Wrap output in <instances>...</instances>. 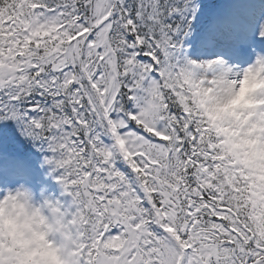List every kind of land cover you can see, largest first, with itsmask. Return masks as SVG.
<instances>
[{"label":"snow or ice","instance_id":"snow-or-ice-1","mask_svg":"<svg viewBox=\"0 0 264 264\" xmlns=\"http://www.w3.org/2000/svg\"><path fill=\"white\" fill-rule=\"evenodd\" d=\"M260 53L264 0H0V188L65 264H264V159L206 115Z\"/></svg>","mask_w":264,"mask_h":264},{"label":"clouds","instance_id":"clouds-1","mask_svg":"<svg viewBox=\"0 0 264 264\" xmlns=\"http://www.w3.org/2000/svg\"><path fill=\"white\" fill-rule=\"evenodd\" d=\"M234 79L206 115L210 123L227 121L229 136L238 129L240 147L264 159V151H257L264 148L258 139L264 138V53ZM60 220L54 194L46 188H0V264H65Z\"/></svg>","mask_w":264,"mask_h":264}]
</instances>
